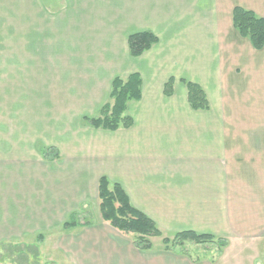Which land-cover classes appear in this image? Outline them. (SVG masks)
I'll list each match as a JSON object with an SVG mask.
<instances>
[{"label":"crops","instance_id":"crops-1","mask_svg":"<svg viewBox=\"0 0 264 264\" xmlns=\"http://www.w3.org/2000/svg\"><path fill=\"white\" fill-rule=\"evenodd\" d=\"M236 7L264 18V0H0V52L29 54L24 66L31 82L39 75L34 53L43 37L54 44L75 30L110 38L106 46L96 38L87 47L102 60L90 68L84 92L79 89L73 111L82 116L110 101L116 77H142V99L128 105L134 125L115 132L87 126L95 141L79 142L73 151L70 142L48 141L50 103L43 111L28 106L40 117L15 110L7 118L0 108V246L51 232L67 264L264 263V49H254L234 28ZM145 31L159 43L132 58L128 38ZM171 78L174 94L167 97ZM181 80L205 90L209 111L191 108ZM10 126L13 136H7ZM39 141L56 147L59 157L45 158ZM102 177L120 184L164 237L192 230L227 245L215 252L191 246L187 254L164 244L141 251L101 216L65 231L90 198L99 201Z\"/></svg>","mask_w":264,"mask_h":264},{"label":"rangeland","instance_id":"rangeland-1","mask_svg":"<svg viewBox=\"0 0 264 264\" xmlns=\"http://www.w3.org/2000/svg\"><path fill=\"white\" fill-rule=\"evenodd\" d=\"M83 32L86 33L87 31L79 32L72 30V34L70 37H66V39L65 37L56 36L54 44L49 42V39L46 37L40 38L38 48L41 49V52H38V54L34 53L39 64V75L36 79L33 78V82H31L30 74L26 73V71L30 72V70H25L27 68L24 66L29 54L22 52H0V108L6 110V117L9 118L11 116L14 119L15 110L24 111L28 116L32 114V116L40 117L42 113L36 112V108L34 109L35 113H31L28 110V106L37 104L39 111H43L41 106L47 102L50 103L52 107L49 108V116L53 122L49 123L48 141L54 144V146L58 145L60 147L64 143L70 142L68 148L71 147L72 151L74 150V146L78 147L79 142L95 141L89 133V128L83 122V117L85 116H82L80 112L73 111V107L81 100L79 89L83 93L85 82L87 85L89 79L93 77L94 72L90 68L99 67L100 64L96 65V63L102 60L100 58L102 53L90 52L87 50V47H90L91 41L93 39L96 40V38L98 39L97 45L99 46H106L110 41L108 37L76 35ZM34 46L36 47V45ZM44 76H47L48 84L45 83L46 78ZM36 93L39 94L38 100L31 101L30 95ZM42 93H44V96L41 95ZM98 115L99 112L93 109L89 110L87 114L89 117H98ZM2 116V113H0V123L4 119L1 118ZM12 125L14 126L13 122ZM13 126L7 127V136L10 135L9 131H12V136L15 135ZM42 126H40V129H42ZM39 142L37 147L41 150L44 143L42 141ZM56 150L58 152V149ZM55 166L57 167L58 165ZM67 166L68 164L58 167L62 171ZM77 166L74 165V168H77ZM79 199V197L72 199V202L76 203ZM90 199L82 206V211L75 216L76 221L79 223H94L100 220L99 201L95 197ZM74 203H72V209L78 207V204ZM41 233L37 237L26 236L22 242H17L16 244L10 243L0 246V264H67L62 260L60 251L55 243H51L54 237H49L53 234L49 232L44 236V232ZM115 236H123V238L128 240L133 239L131 235L121 236L119 234ZM44 239L46 241L43 244ZM153 244L154 248L161 247L163 244L162 238L153 239ZM208 246L214 249V252L220 249L217 243ZM177 250L180 251L182 249L178 247ZM186 250L188 253L193 252L192 247L189 246ZM4 258L5 260H2Z\"/></svg>","mask_w":264,"mask_h":264},{"label":"trees","instance_id":"trees-1","mask_svg":"<svg viewBox=\"0 0 264 264\" xmlns=\"http://www.w3.org/2000/svg\"><path fill=\"white\" fill-rule=\"evenodd\" d=\"M233 24L240 36L248 39L254 49L259 51L264 49V18L252 11L236 7L233 11ZM158 43L159 38L150 31L135 33L128 38L130 56L139 58ZM181 82L187 88L191 108L195 111H209L210 102L205 90L199 84L186 80ZM174 84V78L165 83L164 94L167 97L174 94ZM141 99L142 77L139 73H133L126 78L116 77L112 81L110 101L99 110L98 117L85 116L83 122L97 130L115 132L130 129L134 125V120L127 113L128 105ZM58 154L55 148H42V155L47 159H56ZM98 197L101 219L124 235H131L134 246L141 251H150L153 248L152 240L155 238H162L165 250L186 254L188 246H208L217 243L221 249L227 245L224 239L192 230L177 232L170 238L164 237L157 223L132 204L124 188L118 183L110 182L106 177L99 180ZM72 218L73 220L64 223L65 230L78 225L75 217ZM178 247L182 250L178 251Z\"/></svg>","mask_w":264,"mask_h":264}]
</instances>
